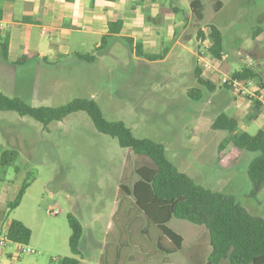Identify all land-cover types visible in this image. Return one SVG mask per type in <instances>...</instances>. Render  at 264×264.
Masks as SVG:
<instances>
[{"label":"rangeland","instance_id":"1","mask_svg":"<svg viewBox=\"0 0 264 264\" xmlns=\"http://www.w3.org/2000/svg\"><path fill=\"white\" fill-rule=\"evenodd\" d=\"M142 1L140 13L144 21L151 23L149 28L160 26L164 34L165 24L171 23L173 35L169 41L164 35L158 41L140 37L131 44L115 38L98 54L94 49L102 36L89 33L84 22L77 26L67 20L64 25L52 23L58 31L51 30L42 38L38 22L30 28H12L9 35L14 49L7 63L0 51V66L10 68L13 77L7 85L0 81V93L33 107H58L76 98L93 99L107 121H121L135 137L162 143L166 157L195 183L233 195L249 215L264 219V185L253 192L245 174L256 154L244 152L235 164L224 169L218 165L217 148L221 142L228 143L231 135L206 130L190 138L185 136L200 118L209 122L221 112H235V105L222 104L223 94L247 102L238 106V130L257 133L253 124L256 116L250 107L253 103L221 88L217 74L202 73V78L216 89L204 92L201 101H192L188 92L199 87L194 77L197 33L208 25L220 29L225 43V60H213L214 70L229 75L247 66L264 84V0H199L204 5L201 24L194 22L189 11L192 0ZM152 11L154 17L148 16ZM41 23L44 25V20ZM51 40L63 43L65 51L49 58V65H15L24 48ZM166 48L164 59H153ZM75 53H94L96 60L85 63L76 59ZM4 151H17L18 157L12 164L0 166V210H5L6 222L15 219L30 228L29 247L35 253L26 256L29 262L25 263L24 255L18 254L12 244L0 246V264H57L60 258L72 257L68 215L83 227L80 248L84 264H100L105 248L119 237L116 223L120 183L130 188L136 181L134 165L145 159L99 133L84 112L70 114L47 127L27 116L0 112V155ZM25 181L30 186L20 205L8 211L6 206ZM129 202L132 204V198ZM168 227L182 236L183 248L169 257L167 264H189L183 253L196 244L208 250V233L203 227L175 218ZM5 236L3 228L0 239ZM130 255L134 261L126 264H143L137 250H131Z\"/></svg>","mask_w":264,"mask_h":264},{"label":"trees","instance_id":"2","mask_svg":"<svg viewBox=\"0 0 264 264\" xmlns=\"http://www.w3.org/2000/svg\"><path fill=\"white\" fill-rule=\"evenodd\" d=\"M176 10L177 8H173L174 13H177ZM189 11L194 22L201 24L204 5L199 0H193ZM120 29V21L109 24V34L102 37L94 53L101 54V50ZM204 31L199 30L197 37L208 35L211 41L210 54L219 60L225 45L222 32L214 25H208ZM126 41L132 43L130 38H126ZM8 45V36L0 33V51L5 61L8 60ZM94 53H75L74 56L85 63H92L96 59ZM166 54L167 50H164L162 55L153 59L162 60ZM36 57L35 52H28L15 64L22 66ZM201 75L197 64L194 77L199 87L188 92V97L195 102L203 99L204 92L211 93L215 90V85ZM232 76L239 80H260L257 72L247 66L234 71ZM254 106L258 108L260 105L254 102ZM0 112H14L21 117H30L44 127L62 121L70 114L84 112L99 133L116 139L121 148L145 159L144 163L134 165L136 181L130 188L122 181L120 183L116 223L119 237L111 240L105 248L100 264L132 262L134 257L130 255L131 250H137L141 254L143 264H167L169 257L181 252L183 248L182 236L168 227L172 218L201 226L208 233L207 252L201 244H196L188 253H183L189 264H264V219L249 215L233 195L211 191L195 183L166 157L162 143L135 137L121 121H107L93 99L76 98L58 107H33L20 98L0 93ZM239 125L238 116L221 112L212 121H197L189 127L185 136L190 138L206 130L231 135L228 143L221 142L217 148V162L224 169L235 164L242 153H255L256 156L247 166L245 174L253 192H256L264 185V129L251 135L240 132ZM226 144H229L228 149ZM17 157V151L2 152L0 166L12 164ZM29 186L27 181L22 183L15 198L7 205L8 211L20 205ZM130 198L133 200L132 204L129 202ZM5 215V211L0 212V218L5 219ZM67 221L71 230L68 244L72 257L60 258L56 263L82 264L84 253L80 243L83 239V227L73 215H68ZM6 238L9 244L28 245L31 230L21 221L11 219Z\"/></svg>","mask_w":264,"mask_h":264},{"label":"crops","instance_id":"3","mask_svg":"<svg viewBox=\"0 0 264 264\" xmlns=\"http://www.w3.org/2000/svg\"><path fill=\"white\" fill-rule=\"evenodd\" d=\"M143 3L144 2L142 0H0V23L3 25V28L0 29V33L3 36L5 35L8 36V40H9L8 60L6 61L3 60V61L5 63L9 61V57L14 49L12 43L13 38L9 35L11 29L20 28V27L30 28L33 25H35V23L37 22L39 24V36L41 38L49 35L51 33V30L56 32L58 31L57 28H54L50 24L54 23L57 25H64L65 20H67L70 24H73L74 26H77V24L84 22L86 24V30L89 33L93 35L99 34L102 37L109 34V24L120 21L121 29L118 34L113 35L114 37L110 39L112 41L115 38H121L123 40H126V38H130L133 42V40L135 41L137 38L140 37H142L143 40L154 39L158 41L159 39H162L161 35H164L165 39L169 41L168 37H171V35H173L172 33H170V30H172V28L170 27L171 23L167 21V23L165 24L166 31H164V34L163 32H161L160 26L154 27L155 29L149 28L148 26L151 23L149 22V20L148 22L144 21L145 19L143 15L140 13L141 8L143 7L142 5ZM150 15L154 17L155 14L152 11V13L149 14L148 16ZM152 16L151 18L153 19ZM41 20L42 21L44 20L45 24L47 25L45 24L41 25L43 24L41 23ZM43 30L45 32L44 34L41 33V31ZM60 31L64 32L67 31V29L61 28ZM160 32L162 34H159ZM62 44L60 45L56 43L54 40L48 41L47 43L37 42L33 47H30L28 49L24 48L23 54L21 53L22 55L20 57L26 55L28 52H35L37 54V57L34 58L30 63H37V65H41V64L49 65L48 62L49 58H51L54 55H59L61 51L62 52L65 51V49H63L64 47H62L63 46ZM99 45H97L95 48H97ZM164 50H168V49L166 48ZM80 54H84V53H80ZM20 57H18V59ZM12 75L13 74L10 68L4 65L0 66V81L4 85L10 83L11 77H13ZM259 82L264 86V84L260 80ZM220 97L223 105L237 106V107L234 106L233 108L235 110L234 113L230 112L227 114L236 115L240 118L241 121V117L238 113L239 112L238 106H241L240 102L242 104H245L247 102L240 101L239 98L238 99L233 98L231 100L227 96H225V94L221 95ZM250 103L254 104L253 101H250ZM252 105H250V107L252 109V112L256 116L255 120L253 121V124L256 125V128H258L257 129L258 132L259 130L264 129V106L259 104L260 106L256 108L255 106L252 107ZM198 121H203V119L200 118ZM16 194L14 195L13 199L15 198ZM4 211L5 210L2 209L0 210V212H4ZM6 220H7L6 218L0 219V232L3 228H5V231L7 230L10 220L8 222H6ZM26 256H30V255H24V257L22 258L23 262L25 263L29 262ZM84 259L81 261L82 264L85 263ZM13 263L17 264V262H13Z\"/></svg>","mask_w":264,"mask_h":264},{"label":"built area","instance_id":"4","mask_svg":"<svg viewBox=\"0 0 264 264\" xmlns=\"http://www.w3.org/2000/svg\"><path fill=\"white\" fill-rule=\"evenodd\" d=\"M3 28V25L0 23V29ZM44 34V30L41 31ZM211 41L207 34L204 37H200L197 42V48L195 52L196 62L202 71V73L213 72L217 74V83L220 87L225 88L229 91L235 92L240 97L248 99L250 101L256 102L264 106V86L257 79H248V80H239L232 76V74L226 75L222 71L214 70L212 61L222 62L225 60V55L221 54L219 60L214 59L210 54ZM58 212L55 211L54 214ZM9 244L6 236L4 239H0V246H5ZM15 247V250L20 255H31L35 251L28 245L21 243H10Z\"/></svg>","mask_w":264,"mask_h":264}]
</instances>
